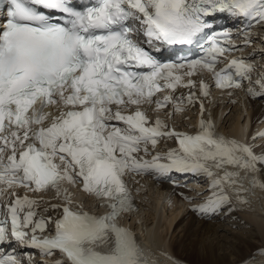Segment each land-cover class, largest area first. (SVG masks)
Returning <instances> with one entry per match:
<instances>
[{"label": "snow or ice", "instance_id": "1", "mask_svg": "<svg viewBox=\"0 0 264 264\" xmlns=\"http://www.w3.org/2000/svg\"><path fill=\"white\" fill-rule=\"evenodd\" d=\"M217 14L245 21L243 47L255 43L254 27L264 29V0H0V264H25V255L35 264L8 244L45 260L58 253L53 264H148L116 223L136 210L125 177L204 176L208 195L187 200L201 216L230 213L234 200L247 204L245 193L264 191V145L218 135L205 119L213 88L232 103L237 90L264 97V74L231 57L242 46L215 32ZM176 45L202 54L160 58ZM197 104L195 133L178 132L175 116ZM167 140L176 147L158 150ZM50 191L60 203L41 210ZM73 191L107 201L99 206L108 214L73 210L82 209Z\"/></svg>", "mask_w": 264, "mask_h": 264}, {"label": "bare ground", "instance_id": "2", "mask_svg": "<svg viewBox=\"0 0 264 264\" xmlns=\"http://www.w3.org/2000/svg\"><path fill=\"white\" fill-rule=\"evenodd\" d=\"M238 124V117L233 113L227 117L225 129H231V125L237 128ZM165 187L168 186L161 188ZM199 189L195 190L197 194ZM160 191V188L154 190L155 194L147 197L143 208L135 213L133 221H129L139 228L154 252L171 257L176 264H261L264 261V257L257 255L260 251L258 242L264 243V191L260 188L244 194L247 204L234 200L235 210L224 211L226 222L222 221V224L198 220L185 208L193 194L189 188L176 190L180 200L173 201L169 209L166 207L168 202L162 203V198L157 197ZM231 228L237 229L238 233L232 232ZM143 253L148 264H156ZM254 254L256 259L253 261Z\"/></svg>", "mask_w": 264, "mask_h": 264}, {"label": "rangeland", "instance_id": "3", "mask_svg": "<svg viewBox=\"0 0 264 264\" xmlns=\"http://www.w3.org/2000/svg\"><path fill=\"white\" fill-rule=\"evenodd\" d=\"M221 219H219L218 221H213L215 224L217 223V224H222V221L224 222L225 220L223 219L222 221H220ZM226 222V221H225ZM228 227H231V225H227ZM232 232L234 231V233L235 234H237L238 233V230L237 229H233V228H231L230 229ZM257 246L259 247L258 249H264V243L263 242H258V244H257ZM253 256H255L256 257V254H254ZM246 262V261H245Z\"/></svg>", "mask_w": 264, "mask_h": 264}]
</instances>
